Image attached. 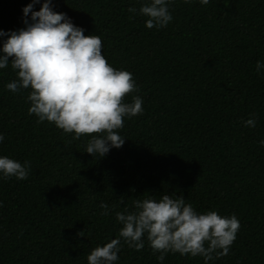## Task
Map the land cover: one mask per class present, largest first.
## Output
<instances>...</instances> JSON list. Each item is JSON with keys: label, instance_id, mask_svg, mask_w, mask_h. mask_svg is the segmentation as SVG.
<instances>
[{"label": "trees", "instance_id": "obj_1", "mask_svg": "<svg viewBox=\"0 0 264 264\" xmlns=\"http://www.w3.org/2000/svg\"><path fill=\"white\" fill-rule=\"evenodd\" d=\"M31 2L0 0V31L25 28ZM147 3L52 0L85 36L100 37L112 67L132 73L139 91L125 102L143 100V114L117 130L124 144L103 157L85 152L90 136L37 123L30 89L9 91L16 72L0 69V157L30 163L26 180L0 174V264H87L92 249L117 238L116 212L163 195L239 220L229 254L208 264H264V68L255 67L264 64V0H169L173 19L161 29L145 27L138 10ZM252 114L255 127H245ZM144 243L136 251L121 241L114 264H161ZM162 264L205 262L169 253Z\"/></svg>", "mask_w": 264, "mask_h": 264}, {"label": "clouds", "instance_id": "obj_2", "mask_svg": "<svg viewBox=\"0 0 264 264\" xmlns=\"http://www.w3.org/2000/svg\"><path fill=\"white\" fill-rule=\"evenodd\" d=\"M190 3L191 0H184ZM40 0H32L23 8L25 28L4 33L0 55V69L11 65L17 78L6 88L18 93L30 89L27 101L29 115L37 123L49 122L64 133H73V139L90 136L85 152L103 157L111 148L119 149L125 139L118 133L124 127V118L143 114V100L134 95L131 102L125 97L138 92L132 73L112 67L102 55V40L96 35H84L64 13L52 10V0H44L38 11H32ZM207 5L209 0H199ZM169 0H150L139 8L147 17L145 27L161 29L173 19L168 8ZM130 13L137 9L130 7ZM9 58L11 62L9 63ZM256 71L264 64L256 63ZM255 114L245 121V127L254 128ZM4 137L0 135V141ZM264 146V141H260ZM30 163L23 164L8 157H0V174L4 179L28 178ZM123 203V200H121ZM134 211L127 207L116 212V221L122 225L117 238L97 246L87 255V264H114L119 259L121 241L129 248L140 251L145 238L152 252L159 253L163 262L169 253L203 257L205 264L229 254L240 229L233 214L228 217L216 211L198 214L181 196L163 195L159 201L146 198L133 201ZM101 215H109L111 208L101 203Z\"/></svg>", "mask_w": 264, "mask_h": 264}]
</instances>
